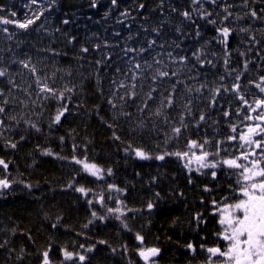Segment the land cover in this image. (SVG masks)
<instances>
[{"label":"trees","instance_id":"obj_1","mask_svg":"<svg viewBox=\"0 0 264 264\" xmlns=\"http://www.w3.org/2000/svg\"><path fill=\"white\" fill-rule=\"evenodd\" d=\"M225 7L232 13L226 21ZM261 9L262 0H0V21L42 13L27 29L0 22V69L7 72L0 77V159L8 164L0 179L11 185L0 189V264H43L45 251L51 264H145L138 253L150 247L162 250L156 264L191 261L187 245L211 238V205L234 199L230 187L235 194L240 187L235 169L222 175V161L242 152L228 139L248 122L238 96L252 103L263 96L255 86L264 76ZM219 27L232 29L226 47ZM121 82L136 85L134 99H119ZM45 84L55 95L41 91ZM191 141L204 144L218 167L197 171L195 161L190 170L175 155L156 159L199 155L189 151ZM136 149L152 158H138ZM76 159L101 174L85 172Z\"/></svg>","mask_w":264,"mask_h":264},{"label":"snow or ice","instance_id":"obj_2","mask_svg":"<svg viewBox=\"0 0 264 264\" xmlns=\"http://www.w3.org/2000/svg\"><path fill=\"white\" fill-rule=\"evenodd\" d=\"M36 2L37 0H32V3ZM194 2L199 3L200 0H194ZM210 2L215 4L217 0H210ZM112 3L115 4L116 0H112ZM140 7L143 8L144 5H140ZM261 11L264 12V9H261ZM224 12L226 15L223 17V20L226 21L228 20L229 16L232 15V13L228 11V7L224 8ZM249 14L252 17H258V13L255 10H252ZM12 15L15 16V13H12ZM40 15H42V13L35 15L34 18L26 19L24 22L12 21L9 19H2L0 22L3 24L15 23L17 27L21 29H27L40 19ZM182 15L185 18L191 19V14L187 11L183 12ZM210 15L211 13L208 12L202 13L204 18ZM64 23H67V21H64ZM209 23L215 25L216 21L211 20ZM241 31H247V29H241ZM217 32L219 33L218 39L220 43L226 47L232 29L229 27H219L217 28ZM253 40H255V37H253ZM152 43H155V41ZM83 51L86 52L88 49L85 48ZM180 59L181 61H184L186 58L181 57ZM197 59H199V57H197ZM225 63H227V61H225ZM23 66L25 68L29 67L27 63H25ZM140 67L141 65L139 63L135 64L136 69H139ZM244 67L247 68V64H245ZM31 71L35 73L36 69L33 67L31 68ZM175 74L176 73H172V75ZM6 75L7 72L4 69H0V77H4ZM157 75L159 77H167L169 76V73L167 71H159ZM132 79L135 80L136 76L133 75ZM153 79H156V77L154 76ZM236 79L239 80V76H237ZM255 86L261 93H264V76L260 77V83H257ZM119 87L126 89L125 94L119 97L121 101L126 102L128 99H134L136 97V85L134 83L131 85H126L121 82ZM128 88H131L132 91H127ZM232 89L239 94V83L233 84ZM154 90L155 89L152 91ZM225 90L227 91V89ZM41 91L55 95L54 90L49 88L47 84L41 88ZM189 91H191V89H189ZM216 91L219 92V89ZM2 95L3 92L0 91V96ZM62 95V93L59 94L60 97H62ZM147 95L148 99L152 98L151 91ZM238 98L249 108L251 113L257 114L255 116L248 115L244 117L245 120L253 121V123L246 125V131L239 135V140L243 142L241 144V148H243L244 151L234 158L224 159L222 163L227 165L229 168L238 170L239 179L237 183L240 185L239 194L243 198L238 199L235 203H228L222 208L217 209L220 214L218 222L222 228V231L218 233V235H220L227 243L223 250L220 247H210L206 249V252L209 253L208 264H264V99H255L252 104H249L248 100L243 95H239ZM166 100L167 106L171 107L172 103L174 102L172 96L169 95L166 97ZM4 103L6 104L7 101ZM109 104H111L114 109L117 107V104L112 100H109ZM144 107H147V105L145 104ZM142 110L143 109H141V111ZM4 111L5 108L0 106V113H4ZM66 111V107L58 110L56 116L54 117V122L59 123ZM121 114L129 115L128 113ZM155 114L160 115L161 113L159 110H157ZM228 114L229 113L227 112L224 113L225 116ZM12 119H15V117ZM204 119L205 116L200 115L199 120L203 121ZM181 120H183V117ZM3 127L4 121L0 120V128ZM172 131L176 135H179L181 132V127H173ZM232 132H236L235 127L232 128ZM256 137H259V139ZM228 139L236 140L237 137L229 136ZM7 143L11 148H16V143H12L11 141H8ZM205 143L208 142L205 141ZM187 147L189 151L198 148L200 150V154L196 155L195 152H192L190 156L189 152H165L163 155L156 156V159L163 160L166 155H175L178 158L186 159L187 163L185 164V167H188L190 170L191 164L193 161H195V163L198 165L197 171H199L201 168L215 169L221 163V161L218 160L215 162L209 161L210 154L209 152L204 151V144H199L197 141H191ZM219 154L220 149L218 145L217 151L213 155L215 157H219ZM135 155L140 159L152 158L150 155L140 149L135 150ZM76 163L82 164L83 170L90 173L92 176H99L102 172V169H100L96 164L88 163L86 159H76ZM0 166H3L4 169L8 168V164L3 159H0ZM108 171L109 174H111V170L109 169ZM215 175L216 172L213 171L212 176L215 177ZM10 186V182L7 179H0V189H7ZM76 190L81 193L86 192L83 187L77 188ZM102 202L103 197H101V203ZM152 207L153 205L149 203L148 208L151 209ZM108 211L112 212L113 209H108ZM115 211L120 212V209L117 208ZM95 215L96 213H93V216ZM196 219L199 220V216H197ZM137 239L141 241V243L143 242L142 236L138 235ZM187 247L193 252L195 251V248L191 243H189ZM89 251H91V249H89ZM160 252V248L150 247L141 248L138 254L145 261V264H156L155 258L159 256ZM73 255L74 254L71 252H64V257L66 259H72ZM215 257H220L222 259L216 261L213 259ZM78 258L80 261L85 260V256L83 255H80ZM43 264H51L48 251L43 253Z\"/></svg>","mask_w":264,"mask_h":264},{"label":"flooded vegetation","instance_id":"obj_3","mask_svg":"<svg viewBox=\"0 0 264 264\" xmlns=\"http://www.w3.org/2000/svg\"><path fill=\"white\" fill-rule=\"evenodd\" d=\"M263 4H264V0H262ZM258 99H264V93H263V96L258 98ZM249 104H252V102H249ZM245 106V109H246V105ZM248 108V107H247ZM257 113H251L249 108H248V115H252V116H255ZM253 123V121H248L247 123L243 124L242 127H239L235 136L237 137V141H233V143L236 142L237 145H239V149L240 151H244L243 148H241V144L243 143L242 141L239 140V135L243 132L246 131V125L248 124H251ZM257 139H259V137H256ZM240 155V153L238 154ZM229 159V158H228ZM226 167L223 168L222 170V175L225 176L228 172H229V169H227V165H225ZM235 172L238 173V170L235 169ZM235 189L230 187V192H233L231 198H234L230 201H227V199L229 198V196H225V201L224 203H221V204H212L211 205V210L209 211V214L215 218V220L213 221L214 222V226L211 230V238H209V242H206L203 240V243H199L198 247L195 245L194 242H190L193 247L195 248V251L193 252L192 250H190V253H191V258L192 260L189 261L187 264H208V258H209V253L206 252V249L207 248H210V247H220L222 250L226 247V243L222 237L220 235H218V233H220L222 231V228L219 224V218H220V214L219 212L217 211L218 208H222L225 204H228V203H235L237 202L238 199H241L243 198L240 194H239V188L237 189V192L235 194ZM206 223V220H204L203 224L205 225ZM203 239H205V237H203ZM203 246V247H202ZM161 254H162V250H161ZM160 259V258H159ZM214 260L216 261H219L221 260L222 258L220 257H215L213 258Z\"/></svg>","mask_w":264,"mask_h":264},{"label":"water","instance_id":"obj_4","mask_svg":"<svg viewBox=\"0 0 264 264\" xmlns=\"http://www.w3.org/2000/svg\"><path fill=\"white\" fill-rule=\"evenodd\" d=\"M160 256H161V252H160V254H159V256H157L155 259H159L160 258ZM144 261V260H143ZM145 262V261H144Z\"/></svg>","mask_w":264,"mask_h":264},{"label":"bare ground","instance_id":"obj_5","mask_svg":"<svg viewBox=\"0 0 264 264\" xmlns=\"http://www.w3.org/2000/svg\"><path fill=\"white\" fill-rule=\"evenodd\" d=\"M217 94H219V92H216ZM232 141H237V140H232ZM236 143V142H235ZM155 260H158V259H155Z\"/></svg>","mask_w":264,"mask_h":264}]
</instances>
